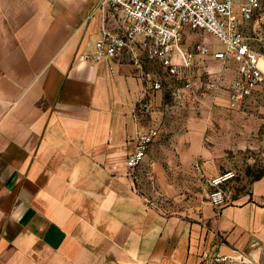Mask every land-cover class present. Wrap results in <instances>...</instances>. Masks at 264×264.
<instances>
[{"label": "crops", "instance_id": "crops-1", "mask_svg": "<svg viewBox=\"0 0 264 264\" xmlns=\"http://www.w3.org/2000/svg\"><path fill=\"white\" fill-rule=\"evenodd\" d=\"M96 1L0 0V264H205L216 255L264 264V174L239 203L167 214L146 198L147 183L132 188L123 166L137 133L156 127L143 165L163 194L177 195L169 159L214 161L218 133L233 146L255 134L264 89L235 108L221 91L214 102L227 109L212 119H226V131L203 106L201 115L179 109L172 122L170 76L157 62L142 52L137 63L81 58L96 37ZM260 32L253 25L250 34Z\"/></svg>", "mask_w": 264, "mask_h": 264}, {"label": "built area", "instance_id": "built-area-1", "mask_svg": "<svg viewBox=\"0 0 264 264\" xmlns=\"http://www.w3.org/2000/svg\"><path fill=\"white\" fill-rule=\"evenodd\" d=\"M94 10L99 23L92 49L81 54L85 61L109 62L126 55L137 63L142 52L173 77L189 67L195 57L211 55L221 63L235 65L237 77L229 88L230 108L242 103L263 81L259 61L264 57V46L257 48L244 33L249 24L264 26L263 0H98ZM194 31L214 36L220 48L211 51L208 44L195 42L188 51L185 35ZM215 84L208 79L202 89L211 90ZM152 89H161L160 82L154 81ZM158 134L156 127L137 133L124 159L133 189L142 175H149L143 169V160ZM213 195V202L219 204V193ZM226 259L216 255L205 264Z\"/></svg>", "mask_w": 264, "mask_h": 264}, {"label": "rangeland", "instance_id": "rangeland-1", "mask_svg": "<svg viewBox=\"0 0 264 264\" xmlns=\"http://www.w3.org/2000/svg\"><path fill=\"white\" fill-rule=\"evenodd\" d=\"M253 25L249 24L247 26L250 29L249 40L251 39V42L257 48H260L262 45L264 46V26H258L262 37L259 38L250 34ZM185 36L184 46L188 51L192 49L195 42L208 44L211 51L220 48L216 38L208 33L194 31L188 32ZM261 60H264V57ZM229 70H234L231 62L221 63L213 59L211 55H205L195 57L189 67L180 70L178 76H170L169 84L166 83L163 87V99L173 110L170 120L174 121L179 109L191 110L193 113L201 115L200 108L203 106V113L209 124L216 125L217 130L220 129L219 131L222 129L228 130L226 119L220 120L217 117V120H214L212 118L215 113L221 115L223 110L227 109L223 101L221 103H215L214 101L215 98L224 95L221 92L222 90L225 89L229 92L230 87L228 89L224 87L226 79L224 75ZM208 79L215 81L216 86L206 91L202 89V83H205ZM175 81H181L180 85L175 84ZM257 87L263 91L264 78ZM201 98H204V100L202 101ZM217 135L218 144L221 147L218 159H214V161L211 159H194L187 165L179 163L177 159H169L172 163L167 165L165 163L167 168L171 167L167 175L177 187V195H165L159 190L154 176L144 166L145 161L150 160L146 159L147 154L143 161V169L149 175H142L141 180L135 185L136 189L139 190L140 184L147 183L149 193L146 192V198L167 214L183 210L185 207H187L190 214L191 209L195 210L202 203L213 202V198H216L213 195L214 193H219L218 199L220 202L217 204L218 206L239 203L245 200L249 195L253 181L264 174V123L255 134L245 136L239 143H235V146L227 144V134L218 133ZM125 176L130 181L126 169ZM219 177L222 179L215 184L214 180Z\"/></svg>", "mask_w": 264, "mask_h": 264}, {"label": "bare ground", "instance_id": "bare-ground-1", "mask_svg": "<svg viewBox=\"0 0 264 264\" xmlns=\"http://www.w3.org/2000/svg\"><path fill=\"white\" fill-rule=\"evenodd\" d=\"M261 60V59H260ZM262 61H264V60H262ZM264 73V72H263Z\"/></svg>", "mask_w": 264, "mask_h": 264}]
</instances>
